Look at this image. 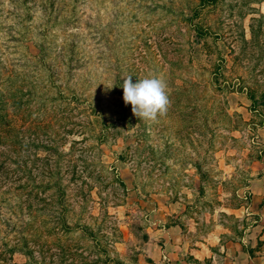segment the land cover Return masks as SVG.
<instances>
[{
	"label": "rangeland",
	"instance_id": "rangeland-1",
	"mask_svg": "<svg viewBox=\"0 0 264 264\" xmlns=\"http://www.w3.org/2000/svg\"><path fill=\"white\" fill-rule=\"evenodd\" d=\"M262 14L264 0H0V264H171L214 236L233 255L264 211ZM149 74L171 101L154 122L123 100V79Z\"/></svg>",
	"mask_w": 264,
	"mask_h": 264
},
{
	"label": "crops",
	"instance_id": "crops-1",
	"mask_svg": "<svg viewBox=\"0 0 264 264\" xmlns=\"http://www.w3.org/2000/svg\"><path fill=\"white\" fill-rule=\"evenodd\" d=\"M260 218L261 219L257 220L258 223L253 225L252 232L247 236L248 239L242 238L239 241L231 239L230 241L225 242L226 245L229 242H231V245L239 243L240 246L236 247L238 250H235L233 255H231L232 252L229 251L228 245L225 255H217L215 252V246L221 241L219 236H214L208 239L206 238L204 241H197L193 247L187 246L189 248H186L187 253L185 254L183 253L184 251L181 252L178 250L174 251L172 256L171 251L167 252L165 255L171 260L169 261L171 264H192L193 261L200 264L201 262H204L205 259L208 260L207 264H264V250L257 249L259 242L264 241V211ZM177 226L178 225L171 224L166 228L165 234L164 232H161L164 237L167 236V239L164 241L167 242L165 249H168L169 246L172 247L175 245L174 243L176 240L169 238L168 234L171 231H175ZM221 246L224 248V244ZM216 258H218L219 261ZM223 259H227V261H223Z\"/></svg>",
	"mask_w": 264,
	"mask_h": 264
},
{
	"label": "clouds",
	"instance_id": "clouds-1",
	"mask_svg": "<svg viewBox=\"0 0 264 264\" xmlns=\"http://www.w3.org/2000/svg\"><path fill=\"white\" fill-rule=\"evenodd\" d=\"M122 87L125 105L131 104L132 113L139 120L154 122L166 115L171 101L162 76L149 74L133 83L129 75L123 79Z\"/></svg>",
	"mask_w": 264,
	"mask_h": 264
},
{
	"label": "trees",
	"instance_id": "trees-1",
	"mask_svg": "<svg viewBox=\"0 0 264 264\" xmlns=\"http://www.w3.org/2000/svg\"><path fill=\"white\" fill-rule=\"evenodd\" d=\"M263 16H264V14H262L260 17L255 18V19L260 21L261 18H263ZM258 29H259V27H258ZM251 32H252V38H255V37H256V34L258 33V30H257V28H256V26H255V24H254L253 22L251 23ZM252 40H253V39H252ZM246 41H247V40H246ZM248 93H249L251 99L253 100V105H255V104H256V101H257V98L255 97L254 92H249V91H248ZM118 179H120V178H118ZM119 181H122V182H123L122 179H120ZM123 184H124V182H123ZM62 193H65V191L63 190ZM68 229H69V228H68ZM26 251H28V253H32V252H33V251H32L31 249H29V248H28V250H26Z\"/></svg>",
	"mask_w": 264,
	"mask_h": 264
}]
</instances>
